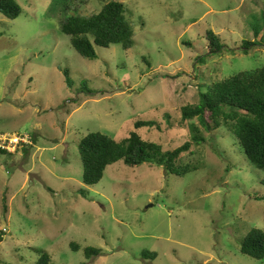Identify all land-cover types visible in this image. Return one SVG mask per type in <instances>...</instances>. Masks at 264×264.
I'll use <instances>...</instances> for the list:
<instances>
[{"label": "rangeland", "instance_id": "rangeland-1", "mask_svg": "<svg viewBox=\"0 0 264 264\" xmlns=\"http://www.w3.org/2000/svg\"><path fill=\"white\" fill-rule=\"evenodd\" d=\"M68 1L17 0V19L0 13V138H38L0 154V264H36L42 253L52 264H264L241 253L264 231V172L227 127L200 128L204 141L178 165L202 166L182 177L121 161L90 187L79 152L90 133L121 142L139 121L159 125L139 132L165 150L193 141L199 121L180 110L199 104L200 84L264 67V46L242 48L254 26L264 36V0H88L80 15L119 1L135 26L132 49L96 46L94 61L61 31ZM210 30L221 55L207 57ZM87 247L102 253L87 261Z\"/></svg>", "mask_w": 264, "mask_h": 264}, {"label": "trees", "instance_id": "trees-1", "mask_svg": "<svg viewBox=\"0 0 264 264\" xmlns=\"http://www.w3.org/2000/svg\"><path fill=\"white\" fill-rule=\"evenodd\" d=\"M87 1L69 0L67 11L74 14L68 16L61 26L62 33L71 38L74 49L83 58L93 61L98 59L96 46L110 48L113 45H119L125 50L132 49L135 44V26L127 16L125 4L111 1L98 13L85 17L80 15L78 10ZM21 12L17 0H0V13L7 18L15 20ZM252 30L256 40L243 41L242 48L245 54H248L253 46H264L263 29L256 25ZM206 39L209 42L207 57L223 53L226 46L219 35L210 30L206 33ZM201 59L205 60V58ZM64 73L66 82L71 87L69 73L68 71ZM201 86H204L206 90L204 91ZM199 87V104L189 105L180 110L185 122L193 121L195 118L199 121L200 126L193 124L191 127L193 141H188L175 150H165L160 144L142 138L139 131L143 128L161 129L156 123L145 121L137 122L135 131L121 142L102 133H90L79 143L83 163V183L90 187L100 184L107 168L121 161L131 168L143 164L163 167L167 176L182 177L192 171L197 172L201 164L186 163L179 166L178 162L183 154L191 152L193 142L199 145L204 141L203 137L198 136L201 127L209 132L227 127L239 142L248 162L264 172V67L239 72L217 83H202ZM31 141L34 146H37L38 138L35 134L31 135ZM26 146L28 145H23L22 149ZM0 154L11 157L10 152L6 150L0 149ZM262 184L264 185V179ZM259 201H264V197ZM7 210L8 207L4 201V213H7ZM71 247L75 252L80 251V247L74 243ZM84 253L86 260L90 261L94 257H99L102 251L87 247ZM241 253L252 259L263 261L264 231L255 229L249 233L242 242ZM142 258L156 259L157 254L145 251L142 253ZM36 264H52V258L48 253H42Z\"/></svg>", "mask_w": 264, "mask_h": 264}, {"label": "built area", "instance_id": "built-area-1", "mask_svg": "<svg viewBox=\"0 0 264 264\" xmlns=\"http://www.w3.org/2000/svg\"><path fill=\"white\" fill-rule=\"evenodd\" d=\"M25 136V137H22ZM20 135L19 137H16L18 139H14L13 141L11 139H9L8 137H3V139L0 138V142H2L0 144V149L2 150H6L8 152H12V149H20L21 147H23V145H28L26 143V139H30L29 140V144H32L31 141V135L30 134H25V135ZM6 144H8V146H5ZM15 152V151H14Z\"/></svg>", "mask_w": 264, "mask_h": 264}]
</instances>
